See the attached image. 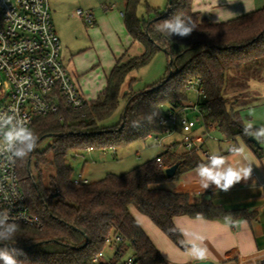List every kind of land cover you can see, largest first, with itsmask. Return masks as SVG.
Here are the masks:
<instances>
[{
  "label": "trees",
  "instance_id": "trees-1",
  "mask_svg": "<svg viewBox=\"0 0 264 264\" xmlns=\"http://www.w3.org/2000/svg\"><path fill=\"white\" fill-rule=\"evenodd\" d=\"M141 1L126 0L123 16L134 41L143 45V53L118 59L105 90L82 109L75 110L61 99L58 113L34 118L31 129L39 137L38 144L48 136L54 140L47 149L37 146L26 160H18L21 187L32 212L43 221L41 228L19 224L14 239L5 242L22 250L17 257L20 264H123L129 250L138 264H169L132 215L131 206L147 215L182 249L187 243L174 222L175 216L231 221L258 217L256 210L225 209L205 196L164 186L205 160L196 148L179 154L169 147L158 156L161 162L155 157L123 174L108 173L86 184L74 182L69 155L76 157L88 148H117L166 135L167 126L159 119L153 124L143 120L139 128H132L131 121L150 114L153 106H158L162 115L186 107L191 80H200L205 92L201 109L206 129L217 128L229 140L240 137L261 152L262 148L249 140L251 136L243 134V118L229 107L226 92L231 72L255 77L264 68V6L226 22L212 23L193 10V0H172L165 10L168 13H159L148 5L147 12L155 14L149 19L138 15ZM177 13L191 16L196 23L197 29L190 37L167 38L155 30L157 23ZM163 49L173 60L169 64L172 75L145 91L134 92L129 87L124 92L128 74L148 65ZM122 99L126 103L120 122L101 126L116 112ZM33 159L37 177L30 171ZM176 163V174L168 177L166 169ZM44 166H53L55 173L47 177ZM115 236L122 241L116 243ZM107 246H116V252L107 260L94 261Z\"/></svg>",
  "mask_w": 264,
  "mask_h": 264
},
{
  "label": "crops",
  "instance_id": "crops-1",
  "mask_svg": "<svg viewBox=\"0 0 264 264\" xmlns=\"http://www.w3.org/2000/svg\"><path fill=\"white\" fill-rule=\"evenodd\" d=\"M49 3L51 8L52 6L50 0ZM125 4L126 1L124 3V7ZM263 6L264 0H248V7L250 10L245 12V6L242 3V0H236V2L233 4H228L227 0H193L192 3L193 10L195 12H198L202 17L208 18L212 23L226 22L243 14L260 9ZM114 8H116V5L111 6L110 10H113ZM120 13L122 15V18H120L114 11L110 12L106 16H101L103 25H108V23L106 22L107 18L108 21L116 23L115 26L118 28V30H121L122 27L127 31L126 37H121L123 40L121 38H119L118 40L114 39L112 45H110L115 46L113 49V58L111 59V69L108 74L106 73V81L104 84H96L95 81L90 78V76L93 75L94 71H87L89 70L90 66L97 61V59L93 57L94 54H91L88 57L85 56L86 53H90V50H86L87 52H84V54H82L83 52H81L82 49L79 50V56L75 57L76 60L79 58L76 63L74 61H71L72 59L70 60V62H73L71 63V70L73 72V75L76 77L75 81L78 84L80 91L88 101L95 100L98 95L105 90L107 78L109 77L113 67L115 66L116 61L120 58L126 59L128 57H132L129 53L130 46H133L134 43H139L140 45H142L140 42L134 41L131 34L127 30L123 16V9ZM80 17L83 18L85 24H88L90 25V27H92V31L98 32L97 30L99 28V22L94 18V15L92 18V22L85 21L83 16ZM52 22L55 31L60 37L62 51L63 41L65 40V44L69 46V43L71 42L70 36H67V34L65 33L64 35L62 29L60 31L55 27L53 15ZM96 25L97 27H95ZM119 40L120 42L124 41V45L121 46ZM125 46H128V49H125ZM74 52L75 51L72 52L71 50H69L68 53L74 56ZM134 56L137 55L134 54ZM100 62L101 60H99V63ZM230 75L231 84L227 89L226 94L231 92V97L236 99L237 102L235 101L236 103L230 105L228 101L229 107H233L240 112V104H242V100L240 99H242L241 97L246 94L244 92V90L246 89H252L253 92L257 95H264V68H262L261 71H259L258 75L254 77L252 84L249 83L245 85L244 83H241L242 76L236 72H232L230 73ZM123 89L124 92H127L129 88L123 85ZM254 102H247V105L253 104ZM196 127L193 130V134L195 137L194 143L195 145L202 144L201 150H203V147L206 145L207 140H205L202 135V133L204 134V132L201 131V134L195 132ZM200 136H202V138L199 140L198 137ZM225 139V142L227 144L220 146V153L226 157L229 163L236 164L240 159L229 151L232 146H242L244 148V154L248 156V158L253 162V173L248 181H241L240 183L233 186L228 192L216 191L214 185L209 189L203 191L198 185V177L196 175V169H194L189 172L183 173L177 180L171 181V183H183L182 187L190 190V192L192 193H195L197 197L200 194H203V196L210 195V200H212L215 205L222 206L225 209L256 210L258 212V217L252 220L239 219L231 221L227 219L211 220L205 218H192L186 215H180L174 217V222L177 227L180 228L182 233H184L185 231L195 232L204 236L205 239L203 243L207 248L206 260L213 262V264H256L262 258H264V189H261L262 187H264V143H260L259 147H261L262 149L259 154L254 150V148L248 145L244 139L240 137L236 138L235 140H229L227 138ZM177 144L178 143L174 142L173 144L168 146L164 145V150L172 147V149L179 154L188 151V149L183 144V141L181 143L182 147H178ZM94 150L95 149H86L84 152L92 153ZM111 150L113 151V154L116 155L118 148H111ZM201 150H199V152ZM162 152L158 153L156 157H158ZM79 174L85 176L83 170ZM86 178L91 181L89 177ZM185 182H187L188 184H185ZM172 184L168 186L171 187ZM130 211H132V215L145 230L147 235L151 238L153 243L157 246V248L160 250L169 264H198V262H200L192 258L189 251L190 245L187 243L185 236L184 238L187 243V248L182 249L178 247L159 227H157V225H155V223L147 215L143 213L141 214V212L137 211L136 207L132 208V206L130 207Z\"/></svg>",
  "mask_w": 264,
  "mask_h": 264
},
{
  "label": "built area",
  "instance_id": "built-area-1",
  "mask_svg": "<svg viewBox=\"0 0 264 264\" xmlns=\"http://www.w3.org/2000/svg\"><path fill=\"white\" fill-rule=\"evenodd\" d=\"M75 13L92 22V13L81 9ZM187 89L196 92L197 100L181 109L167 111L162 115L165 123L161 124L167 126L166 134L180 128L184 133L183 144L188 150H201L202 144L194 143L193 130L203 121L201 103L205 92L200 80L189 81ZM0 97V112L18 109L29 128L36 115L58 113L61 99L75 110L87 105L88 100L62 62L61 40L52 22L49 0H0ZM188 111L197 113V117L192 119ZM206 131L208 135L205 133L204 136L210 138L209 130ZM209 154L204 152L206 157ZM157 160L162 161L160 157ZM74 182L86 184L89 180L78 174ZM4 210L18 224L43 226V221L32 212L21 187L18 161L12 164L7 154H0V211ZM115 237L116 243L122 241L120 236ZM108 242L112 243L111 239ZM103 256L104 252L97 254L94 261L103 260ZM123 264L138 263L130 256L123 259ZM256 264H264V258Z\"/></svg>",
  "mask_w": 264,
  "mask_h": 264
},
{
  "label": "rangeland",
  "instance_id": "rangeland-1",
  "mask_svg": "<svg viewBox=\"0 0 264 264\" xmlns=\"http://www.w3.org/2000/svg\"><path fill=\"white\" fill-rule=\"evenodd\" d=\"M50 1L55 27L60 31L62 29L63 34L65 33L67 34V36H70L71 42L69 43V46L65 44L64 40L62 44L63 48L61 51L62 62L67 71L69 72L70 76L72 78L74 77V80L76 79L71 70V63L73 62H70V60L72 59L71 61H74L76 63L79 58L76 60L75 57L79 56V50L82 49V54L90 50V53H86L85 56L88 57L89 55L94 54L93 57L96 58L97 61L96 63L92 64L89 70L87 71H94L93 75H91L90 78H92L96 84H104L106 81V73L108 74L111 69V59L113 58V49L115 46L110 45H112L114 39L118 40L121 37H126L127 31L125 28L123 29L122 27V31L118 30V28L115 26L116 23L108 21L107 18L106 22L108 23V25H103V21H101V16H106L110 12L114 11L116 14H118L120 18H122L120 12L122 11V9H124V3L126 0ZM168 4L169 0H142L138 6L137 12L139 17H143L145 19L154 18V13L147 12V6L149 5L150 7L157 10L159 13H163L166 12L165 10L167 9ZM114 5H116V8L110 10V7ZM78 9H82L85 12L88 11L94 15V18L99 22V28L97 30L98 32L92 31V27H90V25L88 24H85L83 18L75 13ZM95 27H97V25ZM119 43L121 44V46L124 45V41L120 42L119 40ZM127 47L128 46H125V49H128ZM67 49L71 50L72 52L75 51V54L73 53L74 56L69 54V50ZM143 50V45H140L139 43H134L133 46H130L129 53L131 56H134V54L138 55L142 53ZM99 60H101L102 63H99ZM169 61L170 57L166 52H164L163 50L158 51L148 65L130 72L126 77L124 85L128 88L131 87L134 92L145 91L149 87L160 83L168 77L170 73ZM241 78V83L252 84L254 76ZM229 83L231 84L230 78ZM244 92L246 94L241 97L242 99H240L242 100V104H240V114L242 115L244 123L247 124L251 122L254 127L258 128L264 126V95H257L253 92L252 89H246L244 90ZM188 96L190 103L195 102L197 100V94L192 90L188 92ZM226 96L229 99L230 105H233V103L237 102L236 99L231 97V92L227 93ZM251 101L255 102L253 104L247 105V102ZM1 102L2 97H0V104ZM189 102H186V104H189ZM125 103L126 100L122 99L116 112L110 118L105 119L101 123V126L108 127L116 125L120 121L124 113ZM166 110L167 108H164V111ZM188 115L192 119H195L197 117V113H194L192 111H188ZM201 131L204 132V134H207V131L203 125V121H200L195 129L196 133L201 134ZM209 132L211 135L210 138H207V136H204V134L202 133L203 137L207 140V143L203 147V150L200 151V154L204 159H206L204 155L205 151H209L210 153H220V146L227 144L225 142V137L217 128L212 129ZM183 138V131L181 129H177L172 134L160 135L158 137L151 136L146 138L145 140L136 141L126 146L117 147L118 151L116 155L113 154L111 148L95 149L92 153H87L83 151V153L77 154L76 157H72L69 155V160L72 167L74 168V177H77L78 174L83 170L85 175L83 176L84 178L89 177L91 181H96L104 178L108 173L123 174L142 164L143 162L155 158L158 153L164 150L165 146L171 145L174 142L178 143V147H182L181 143L183 141ZM201 138L202 136L198 137L199 140ZM53 140V136L46 137L38 144V149H47L48 146L52 144ZM161 141L163 144H160ZM261 143H264V141H261ZM51 155V152H49L48 156L50 157ZM43 169L47 177L50 174H54L56 171L53 166H44ZM30 171H32L33 175L37 177L38 171L34 159ZM169 183L174 184L169 187ZM169 183H166L164 186L169 187L175 191H190L182 187L183 183ZM185 184L188 183L185 182ZM193 194L196 196L195 193ZM202 196L203 194H200L198 197ZM132 208L135 207L132 206ZM137 211L140 212L138 209ZM113 253L114 247L107 246L104 252L103 260H107L108 258H110ZM131 255L132 250H129L125 254L124 259L130 257Z\"/></svg>",
  "mask_w": 264,
  "mask_h": 264
},
{
  "label": "clouds",
  "instance_id": "clouds-1",
  "mask_svg": "<svg viewBox=\"0 0 264 264\" xmlns=\"http://www.w3.org/2000/svg\"><path fill=\"white\" fill-rule=\"evenodd\" d=\"M236 0H227L228 4ZM244 11H249L248 0H242ZM197 25L191 16L182 13L164 19L155 25V30L167 38L179 37L181 39L190 37L196 31ZM165 123L162 112L158 106H153L150 114L131 121L132 128L142 126V121L147 120L149 124L157 122ZM243 134L251 136L257 142L264 141V126L254 128L249 122L243 126ZM39 137L28 127L26 118L19 115V110L10 108L8 111L0 112V154H7L10 163L15 164L18 160H26L38 146ZM229 151L239 157L236 164L229 163L224 155L219 152L210 153L206 160L201 161L196 168L199 187L205 191L215 186L216 191L228 192L233 186L241 181H248L253 173V162L244 154L242 146H232ZM261 189H264L262 187ZM19 231V224L10 217L7 210L0 211V264H20L17 257L23 254L16 247H9L5 242L14 239ZM184 236L190 245L189 251L196 261L204 262L207 259V248L204 246V236L185 231Z\"/></svg>",
  "mask_w": 264,
  "mask_h": 264
},
{
  "label": "water",
  "instance_id": "water-1",
  "mask_svg": "<svg viewBox=\"0 0 264 264\" xmlns=\"http://www.w3.org/2000/svg\"><path fill=\"white\" fill-rule=\"evenodd\" d=\"M172 0H169V4H171ZM169 10H167L166 13H168ZM164 52H166L165 49H163ZM170 57V56H169ZM173 63V60L172 58L170 57V61H169V64L172 65ZM172 75V70L170 72V74L168 75L167 79ZM249 140H251L252 142H254L258 147L260 146V142H257L255 139H253L252 137L249 138ZM179 167V163H176L172 166H169L167 169H166V174L168 177H173L176 172H177V169ZM206 198L207 199H210V195H206ZM15 246V245H14ZM17 247V246H15ZM198 264H213V262L209 261V260H206L204 262H198Z\"/></svg>",
  "mask_w": 264,
  "mask_h": 264
}]
</instances>
